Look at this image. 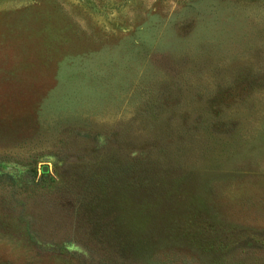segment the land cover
Here are the masks:
<instances>
[{
  "label": "rangeland",
  "instance_id": "374dc122",
  "mask_svg": "<svg viewBox=\"0 0 264 264\" xmlns=\"http://www.w3.org/2000/svg\"><path fill=\"white\" fill-rule=\"evenodd\" d=\"M0 264H264V0H0Z\"/></svg>",
  "mask_w": 264,
  "mask_h": 264
},
{
  "label": "water",
  "instance_id": "95a60500",
  "mask_svg": "<svg viewBox=\"0 0 264 264\" xmlns=\"http://www.w3.org/2000/svg\"><path fill=\"white\" fill-rule=\"evenodd\" d=\"M45 169H46V167H45V166L41 167V170H42V171H45Z\"/></svg>",
  "mask_w": 264,
  "mask_h": 264
}]
</instances>
